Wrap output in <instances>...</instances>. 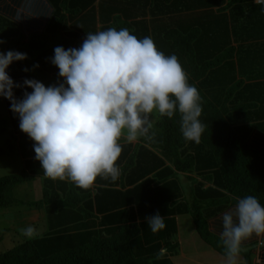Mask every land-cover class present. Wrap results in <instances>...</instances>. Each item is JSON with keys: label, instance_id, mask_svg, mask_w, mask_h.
<instances>
[{"label": "trees", "instance_id": "obj_1", "mask_svg": "<svg viewBox=\"0 0 264 264\" xmlns=\"http://www.w3.org/2000/svg\"><path fill=\"white\" fill-rule=\"evenodd\" d=\"M51 1L58 8L51 24L46 32L32 35L28 42L25 40L28 37L20 30L14 31L13 23L0 15V41L4 42L0 44V52L13 50L28 57L9 67L8 74L15 83L23 85L25 79H35L46 87L57 85L63 81L59 69L51 63L56 47L79 48L87 33L126 28L138 38L150 36L165 55L175 54L179 58L189 83L199 90L203 109L200 120L205 131L199 143L186 141L181 133L179 113L171 118L151 115L157 121L146 134L137 135L136 145L121 139L119 174L115 178H97L96 193L92 186L81 189L68 180L69 189L63 190V199H54L57 192L54 195L45 188L41 200L26 203L14 198L17 186L36 177L51 178L35 159L34 142L21 132L19 118L10 110V101L3 98L24 169L19 174L0 178V208L9 209L19 202L37 212L46 208L49 230L41 237L27 235L22 243L1 253L0 264H174L170 255L177 256L180 252L177 220L164 219L167 226L174 228L176 237L174 241L162 240L169 252L163 256L159 255L161 244L152 240L162 235V231L153 234L147 222L137 224L138 219L146 220L157 213L164 218L190 215L201 239L225 257L220 239L223 208L235 206L238 198L248 195L255 196L264 205V149L261 148L264 146V50L260 52L253 45H242L245 43L236 24L234 36L227 26L222 27L223 32L217 37L213 34L207 38L204 33L212 31L207 26L214 23V18L219 21L223 17L214 12L206 15L207 26L199 21L188 30L186 18L174 14L173 0H120L115 8L109 7L105 12L102 9L100 13L95 7H89L95 0L81 9L69 8L66 2ZM228 1L229 5L221 10L238 3ZM160 4L166 6L161 11ZM33 6L28 11L39 10L38 13L44 14L43 2L36 0ZM69 20H74L72 28ZM99 20L104 24L101 29L96 26ZM221 20L220 23H226ZM263 20L264 16L260 21L264 25ZM232 37H236L240 47L232 45ZM260 38H264V33ZM25 91L30 93L32 89H14L15 98L23 99ZM5 152L0 148V157ZM184 178L189 182L183 186ZM48 181L63 183L60 179ZM203 182L212 187L204 190ZM210 193H215L214 199H208ZM93 196L96 200H117L115 203L131 209L106 217L97 226ZM150 199L158 205L146 215L144 210L151 207L147 203ZM211 206H219L222 213L209 219L204 209ZM102 212L100 206L98 213ZM260 243L255 235L242 243L240 254L246 264H253Z\"/></svg>", "mask_w": 264, "mask_h": 264}, {"label": "clouds", "instance_id": "obj_2", "mask_svg": "<svg viewBox=\"0 0 264 264\" xmlns=\"http://www.w3.org/2000/svg\"><path fill=\"white\" fill-rule=\"evenodd\" d=\"M27 59L26 53L0 52V98L10 101L21 132L34 142L35 159L51 178L41 179H67L89 189L97 178H115L121 139L131 143L146 134L154 111L169 118L179 113L186 141L199 143L205 131L198 88L189 83L179 58L165 55L150 36L108 28L87 33L79 48L58 46L51 63L63 82L48 87L35 79L20 85L9 76L13 63ZM20 87L32 91L18 100L14 89ZM146 222L153 234L166 227L159 213ZM32 232L25 229L26 235ZM253 235L264 236V205L248 195L222 216L224 264H238L242 243ZM165 253L161 249L159 255Z\"/></svg>", "mask_w": 264, "mask_h": 264}, {"label": "crops", "instance_id": "obj_3", "mask_svg": "<svg viewBox=\"0 0 264 264\" xmlns=\"http://www.w3.org/2000/svg\"><path fill=\"white\" fill-rule=\"evenodd\" d=\"M35 1L36 0H0V15L2 17L6 18L11 23H13V28H14L13 30L14 31L20 30L21 34H23L25 37H28V38H25V40H27V42L29 39L32 38L31 37L32 35L42 34V33L46 32L49 25L51 24V20L56 15V11L58 9L57 6L54 4V1L38 0V1H41L44 3V6H43L44 14L38 13L39 10H38V12H36V10H34V12L28 11V8L30 6L34 7L33 4H35ZM58 1H60L61 3H63V2L68 3L69 2L70 8L75 7V8L81 9L90 0H58ZM217 1L218 0H173V2L176 5L174 14L178 17H184V18H186V20H190L194 23L199 22V21L203 22L205 24V26H207L209 23L204 22V20H202L203 17H195V16H205L206 17L207 13L211 14L214 12L217 15L223 16L221 18H223L224 22H226V23L221 24L222 26L220 27V29H219V26H217L219 31L217 33H215V37H217V34H220V32H223L222 27H224V29H226L227 26H230V32L234 36L233 29L235 28L234 25L236 24V26L239 27L238 32L240 33V39L245 43L242 45H245V46L253 45L255 50H258L260 52L262 50H264V38H260V36L264 33V25L260 22L264 16V13L262 11V9H264V0H262L263 3H260V0H248L245 3H244V1H246V0H242L241 2H239V0H237V2H238L237 5H233L230 8H227L226 10H221V9L223 7L225 8V6H228L229 1L228 0H221L220 2H218L219 4H216ZM119 2H120V0H108L104 3V0H95V2L93 4H91L92 6L90 5L89 7L90 8L95 7L97 9L98 13H100L102 9L105 12V11L110 10L109 7H111V9L115 8ZM159 7H160V11H161L166 6L164 7L163 4H160ZM87 9H89V8H87ZM107 9H109V10H107ZM243 11H244V17L242 16ZM62 13L66 14L67 18H69L70 20L72 19V18H70V15L66 11L65 12L62 11ZM240 13H242V14L240 15ZM113 15H114V17L116 16L114 13H113ZM100 18H101L100 15H98V19H100ZM77 19H79V18H77ZM147 19L150 20V18H147ZM74 20L72 22L71 21L69 22V28H72V24H73ZM103 25L104 24L99 20L96 26L98 29H101L103 27ZM32 26H34V28H32ZM87 29H88V27H87ZM235 39H236V37H232V39H231L232 45L235 48L240 47V44L237 43ZM137 142L138 141L136 139L134 142H131V143L126 142V143L136 145ZM261 148L264 149V146H262ZM167 164L171 165L170 162H168ZM150 177L152 178L153 176H150ZM51 181H53V179ZM62 182L64 184L67 183L68 186L66 184L64 185L63 183L53 184V183H50L48 180L43 179V184H42L43 190L45 188H47L50 191H52V193L57 192L56 195L54 193V195H55L54 199H56V200L63 199L65 197V193L63 192V190L67 188L66 189V191H67L69 189V181L68 180H62ZM211 187H212V184L207 183V182H203V189L204 190H208ZM92 189H93V191H95V189H97V185L94 184L92 186ZM117 189H121V187H117ZM128 189H126V190H128ZM122 191H125V190H122ZM96 192L97 191H95V193ZM81 194L82 193H80V195ZM215 196H216L215 193H210L208 199L209 200L214 199ZM93 199L95 200L93 210L96 212L97 217H98L97 219H94L97 226L100 225V223L102 222V220L104 218H106V217L109 218L112 215L119 213L120 211H127V210L131 209V206H127V205L125 206V204H122V203H119V204L115 203V202H117V200L116 201H114V200H106L105 201L104 199L96 200L95 196H93ZM147 203L149 205H151V207H147L148 209L144 210L145 211L144 214L149 215L152 212H154V209H156V208H153V206H157L158 203L156 201L151 200V199ZM100 206H101V209H103L102 213H98V208ZM132 207L134 209H137L136 206H132ZM234 207L235 206L224 207L223 211L228 212V211L232 210ZM219 209H221V208H219V206H217V207L211 206V207H208L207 209L205 208L204 213L207 214V218L211 219V218H214L215 216H219L222 213V211L221 210L219 211ZM128 216H130V214H128ZM184 216H186V215H178L175 217L173 216V217H165L164 218V219H173L174 218L177 220V225H178V233H177L178 236H177V238H178V241L180 243V252L177 256H171L170 255L174 264H177L176 262L178 260H183L182 262H180L181 264H190V262H191V260L188 259V256L184 252L185 239L183 237V233H184L183 223H185V220H181V218H183ZM115 218L117 219V217H115ZM110 219L114 220L113 218H110ZM116 219H115V221H116ZM143 223H146V220H141V219L137 220V224H139V226L142 225ZM195 229H196V227H195ZM165 230H167V225L163 230H161L162 235L155 236L154 239H152V240H154V242L161 244V249H166V245L162 241L163 237H161V236L165 235V233H166ZM260 241H261V243L258 245L259 247L257 248L253 264H264V236L259 237V242ZM211 249L214 250L212 247H211ZM165 254H169V252H167V249H166ZM209 255H211V253ZM221 257L222 258H220V254H219V257H217V256L210 257L206 262L198 261L194 257H192V258L194 261H197L200 264H224V256H221ZM189 260H190V262H188ZM238 264H246L245 260H244V256L241 254L239 255V258H238Z\"/></svg>", "mask_w": 264, "mask_h": 264}, {"label": "rangeland", "instance_id": "obj_4", "mask_svg": "<svg viewBox=\"0 0 264 264\" xmlns=\"http://www.w3.org/2000/svg\"><path fill=\"white\" fill-rule=\"evenodd\" d=\"M67 6L70 8L69 2L67 3ZM195 17H203L202 20L206 18L205 16ZM213 21L214 23L211 22L213 24L208 26L212 28L211 33L210 31L208 32L205 30L206 33H204V35L207 36V38L219 31L217 28L219 25L217 24H220L219 29L221 27V18L219 21L214 18ZM186 24L188 30H190L192 25H194V22L187 20ZM204 41L206 42L207 40ZM151 115L157 118L159 113L154 111L150 114V116ZM156 121L157 120H152V123ZM125 135H127L126 130ZM0 148L5 149L6 151L4 155L0 157V178L22 172L24 169V160L19 153L18 143L13 140L12 122L7 105L3 98H0ZM188 182L187 178H184L182 180V185L184 186ZM42 184L43 178L41 179L36 177L30 182L19 185L14 190V198L16 201L23 200L26 201V203L29 201L41 200L43 197ZM28 207L29 206L27 204L23 205L19 202L18 205H14L9 209L0 208V254L7 252L16 245L22 243L27 238L25 229L29 227L33 229L30 237H41L49 230V220L47 219L49 210L44 208L43 211L37 212L36 210H31ZM181 220H185V223H183V237L185 239L184 252L188 256V259L191 260V262L190 260L188 261L190 264H200L199 262L194 261L192 257L202 262H206L210 257H219V254L215 250H212L211 247L201 239L195 229L194 221L190 215L184 216ZM165 231L166 233L163 236V240L169 242L172 239V241H174V237H176L174 228L172 226H167V230ZM171 245H174V243ZM210 253L211 255H209ZM221 256L222 255H220V258H222ZM182 261L183 260H178L176 263L181 264L180 262Z\"/></svg>", "mask_w": 264, "mask_h": 264}, {"label": "built area", "instance_id": "obj_5", "mask_svg": "<svg viewBox=\"0 0 264 264\" xmlns=\"http://www.w3.org/2000/svg\"><path fill=\"white\" fill-rule=\"evenodd\" d=\"M263 1L262 0H260V3H262Z\"/></svg>", "mask_w": 264, "mask_h": 264}]
</instances>
